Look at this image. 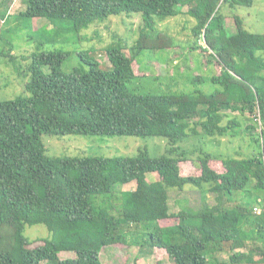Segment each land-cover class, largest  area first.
Returning <instances> with one entry per match:
<instances>
[{"label":"trees","instance_id":"1","mask_svg":"<svg viewBox=\"0 0 264 264\" xmlns=\"http://www.w3.org/2000/svg\"><path fill=\"white\" fill-rule=\"evenodd\" d=\"M23 3L21 16L68 20L76 31L124 14H140L144 28L130 56L122 44L107 50V70L90 51L80 53L87 67L70 72L63 70L68 52L35 54L24 93L0 101V264H102V254L115 244L136 246L140 252L146 247L164 250L175 264H212L220 251L229 254L230 264H241L247 255L234 249L250 243L255 246L250 244L251 254L261 250L264 256V34L248 31L239 19L237 33L228 35L221 12L225 4L252 7L254 1ZM185 7L195 19L196 40L190 50L205 52L207 64L217 63L219 72L194 76L189 81L195 89L188 93H142L147 76L137 75V57L144 50L174 45L154 25L184 14ZM12 51L3 47L0 57L12 63ZM156 80L162 82L159 76ZM206 84L210 91L200 88ZM228 112L249 114L252 154L223 158L204 152L198 156L200 173L184 176L180 164L192 160L186 151L181 153V143L241 133L240 121ZM68 135L159 137L168 147L158 157L147 147L132 157L47 155L43 136ZM213 161L218 168L211 166ZM152 173L159 179L149 182ZM134 182L135 188L122 189ZM188 184L204 195L201 208L183 205L171 212L168 190L183 191ZM208 194H213V205ZM238 194L243 195L241 202L231 206ZM254 203L262 206L260 214ZM172 218L177 224L162 225ZM36 225L45 226L49 236L34 246L26 229ZM62 252L75 256L63 259Z\"/></svg>","mask_w":264,"mask_h":264},{"label":"rangeland","instance_id":"2","mask_svg":"<svg viewBox=\"0 0 264 264\" xmlns=\"http://www.w3.org/2000/svg\"><path fill=\"white\" fill-rule=\"evenodd\" d=\"M253 1L252 7L230 8L226 4L222 6L221 12L226 17L225 26L228 35L237 33V22L240 20L244 22L248 31L264 34V0ZM24 9L23 0H0V17L3 16V21L0 24L4 23L0 50L3 47L6 50L10 48L13 50L12 63H7V59L0 57V101L10 100L24 93L29 78L27 77V69L35 54L52 50L68 52L70 56L64 62L63 70L70 72L75 67L82 65L87 67L82 62L80 53L90 51L91 55L100 63L101 68L107 70L111 67L106 55L107 50L122 44L127 48L126 54L130 56V48L139 39L141 28H144L140 14H124L109 17L102 21L104 23L97 22L88 28L76 31L73 24L68 20L50 21L45 18L23 17L19 13ZM187 10L188 8L185 7L183 8L184 14L162 22L158 20V24L154 25L159 35L166 34V40L174 39V45L161 51L144 50L137 57L139 64V66L135 65L137 75L147 76L142 78L144 86H146L142 88V93H177V91L188 93L195 89V86L190 83L194 76L203 75L207 77L211 71L219 72L217 63H213L212 66L207 64L205 52L202 53L200 49L190 50V46L196 40L192 34L195 19L187 15ZM147 30L145 28L144 33L147 34ZM199 44L203 47L206 46L203 41H200ZM44 71L48 72L49 69L45 67ZM157 76L162 82L156 80ZM172 78L173 80H171ZM200 88L204 91L211 89L208 84ZM229 114L230 118H237L240 121V134L214 138L203 137V139L188 138L180 144L181 153L186 151L188 158L192 160L180 164L184 176L200 173L198 156L204 152L218 154L219 157L223 158H244L252 154L253 143L251 135L246 129V126L252 124L248 120L249 114L241 115L238 112ZM227 121L228 119H225L223 125ZM42 141L47 155L57 158L79 156L132 157L137 154L138 149L146 147L152 156L158 157L168 147L167 141L159 137L68 135L61 137L43 136ZM211 166L218 168L219 163L213 161ZM158 179V174H148L149 182ZM135 187L136 183L134 182L123 186L122 189L131 190ZM168 194L171 212H178L183 205L199 209L205 200L202 192L190 184L186 185L183 191L170 188ZM242 198L243 195H236L230 205L240 203ZM206 200L210 205L215 203L213 194L206 195ZM254 206L256 214L263 211L262 206L258 203H254ZM177 222L176 218H172L163 221L162 225H175ZM48 236L49 232L43 225L27 227L26 229V237L33 242L34 246ZM250 244H248V248L234 249V253L243 252L247 255L246 260L241 264H264L262 251L254 250L251 254ZM253 247L255 246L253 245ZM106 250L109 251L102 254V264H175L174 260L164 250H153L146 247L143 252H140L136 246L128 247L122 244L111 245ZM74 256L73 252L60 253V257L63 259L74 258ZM216 259L218 260L216 261ZM211 261L212 264H220L221 262L230 264L229 254L220 251L211 258Z\"/></svg>","mask_w":264,"mask_h":264},{"label":"crops","instance_id":"3","mask_svg":"<svg viewBox=\"0 0 264 264\" xmlns=\"http://www.w3.org/2000/svg\"><path fill=\"white\" fill-rule=\"evenodd\" d=\"M147 178H148V176H147ZM156 181V180H155Z\"/></svg>","mask_w":264,"mask_h":264}]
</instances>
